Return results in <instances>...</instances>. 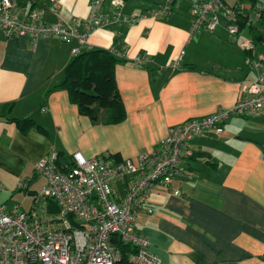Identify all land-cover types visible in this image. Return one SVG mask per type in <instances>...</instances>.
I'll return each instance as SVG.
<instances>
[{"label":"crops","instance_id":"0c3cea01","mask_svg":"<svg viewBox=\"0 0 264 264\" xmlns=\"http://www.w3.org/2000/svg\"><path fill=\"white\" fill-rule=\"evenodd\" d=\"M95 1L34 2L45 23L80 27L93 12L103 21L116 10L110 0L95 10ZM197 1L176 0L166 16L152 15L165 0L123 2L122 17L133 22L97 29L83 47L56 38L40 37L32 44L26 37L0 36V193L37 195L29 168L35 178V163L52 152H79L87 159L117 154L136 162L171 125L229 107L245 95L258 77L254 63L264 54V41L250 37L252 46L243 48L246 40L240 35L232 40L224 20L212 33L191 31L189 7ZM73 47L124 56L126 62L114 67L123 121L94 124L66 90L55 87ZM26 117L47 135L36 128L22 133L9 120ZM190 143L193 154L186 164L192 175L150 194L153 213L138 214L137 231L147 236L158 264H264V108L231 115L221 133L197 135ZM19 183L27 186L20 189Z\"/></svg>","mask_w":264,"mask_h":264},{"label":"built area","instance_id":"2783aa9c","mask_svg":"<svg viewBox=\"0 0 264 264\" xmlns=\"http://www.w3.org/2000/svg\"><path fill=\"white\" fill-rule=\"evenodd\" d=\"M101 1L94 2L95 10ZM110 1L116 9L110 19L101 21L93 12L78 27L64 21L45 23L34 0L26 3L0 0V36L26 37L32 44L40 37L56 38L67 43L77 41L83 47L95 30L120 21L133 22L122 17V0ZM172 2L165 0L161 11L152 15H168ZM229 2L193 3L189 8L191 31L201 28L212 33L224 20L229 37L232 40L238 37L239 18ZM250 10L248 23L261 18L259 6ZM241 45L252 46L248 40ZM79 51L73 47L71 55ZM254 65L258 77L247 86L245 95L229 107H218L209 115L171 125L160 143L153 150L139 154L136 162L129 158L87 159L75 152L73 165L61 170L63 162L57 159L56 152L38 160L35 171L44 177L45 183L31 208L25 210L19 204L9 207L0 203V264H121L119 242L129 244L134 250L128 264H158L159 257L149 250L147 236L136 229L137 216L140 212L153 213L149 197L154 190L168 189L173 180L192 175L186 160L193 154L190 141L194 136L207 132L219 134L231 115L258 114L264 108V54ZM18 187L24 188L25 183H19ZM37 197H40L38 202Z\"/></svg>","mask_w":264,"mask_h":264},{"label":"trees","instance_id":"16d2710c","mask_svg":"<svg viewBox=\"0 0 264 264\" xmlns=\"http://www.w3.org/2000/svg\"><path fill=\"white\" fill-rule=\"evenodd\" d=\"M122 1L127 2L129 0ZM175 1L173 0L170 3L168 12H170V7ZM230 5L236 10L237 18H239L237 21L239 30L242 32L247 29L252 40L264 41V37L259 32L256 34L252 33L254 22L248 23V17L251 14L250 9H255L259 5V0H235L233 5ZM161 8L157 12H160ZM261 14L262 18V11ZM247 24L249 25L247 26ZM123 30L120 32L121 38L125 34ZM116 40H120V38ZM121 62H126L124 56L112 49L88 48L80 51L66 63L64 77L60 84L55 87L66 90L70 101L77 105L78 112L87 116L92 123H119L125 119L126 111L117 87L114 67ZM9 120L14 122L22 133L36 128L39 133L47 135V130L38 125L33 117L10 118ZM56 153L57 159L63 162V166L60 167L61 170L67 169L68 165H73L72 156L61 151ZM101 157L103 159H113L114 161L121 159L117 154L103 155ZM118 247L122 252L121 264H128L129 256L134 250L129 244L121 242L118 243Z\"/></svg>","mask_w":264,"mask_h":264},{"label":"rangeland","instance_id":"374dc122","mask_svg":"<svg viewBox=\"0 0 264 264\" xmlns=\"http://www.w3.org/2000/svg\"><path fill=\"white\" fill-rule=\"evenodd\" d=\"M258 6L260 7V11L263 12V17L261 19L254 21V30L252 31V33L256 34L259 32V34L264 37V0H259ZM250 37L251 36H249L247 29H244L242 31V33L240 34L241 40H251ZM187 120H189V119H187ZM184 122H182V123H184ZM182 123H180V124H182ZM29 172H30V175H28V177L32 179V183H31L32 189L38 193L40 191L41 187L44 185L45 179L43 176L38 175V173H36V171H35L36 175L34 178V172L30 168H29ZM26 186H27V184L25 183V187ZM34 197H35L34 195L33 196L32 195H24L23 192L18 191V190H16V192H14L12 194L4 191V192L0 193V203L4 204L6 206L7 205L12 206L15 204H19L22 206L23 209L28 210L31 208V206L33 204ZM36 200L38 202L40 200V197H37Z\"/></svg>","mask_w":264,"mask_h":264}]
</instances>
